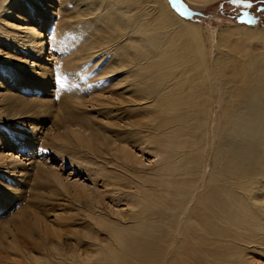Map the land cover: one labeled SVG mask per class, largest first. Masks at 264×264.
Returning a JSON list of instances; mask_svg holds the SVG:
<instances>
[{
    "label": "bare ground",
    "instance_id": "1",
    "mask_svg": "<svg viewBox=\"0 0 264 264\" xmlns=\"http://www.w3.org/2000/svg\"><path fill=\"white\" fill-rule=\"evenodd\" d=\"M20 1L0 0V21L5 11L7 15L15 11L14 19L22 21L14 33L27 53L33 54L26 55L31 58L29 65L16 68L14 76L43 98L29 110L12 111L3 96L10 97L13 93L7 95L5 85L0 82V121L11 122L13 117L38 118L45 114V122L62 125L49 112L55 106H47L54 96L48 88L54 85L50 84L51 73L43 57L44 33L41 31L52 20L32 0L27 1L28 7L38 14L32 15L29 8L25 11ZM57 1L46 4L42 0V6L49 13L60 10L62 17L57 21L60 25L65 22L66 7H77L73 14L77 24L71 28L76 30L78 45L71 43L74 51L80 48L79 59L91 58L98 52L116 53V65H111L102 76L116 78L122 73L123 78H128L133 75L137 80L124 87L123 101L130 106L136 99L137 106L144 109L158 108V126L142 132L138 142L154 147L149 148L153 154H148L153 158L160 155L161 160L157 179L153 180L155 186L151 188L159 189L155 209H144L138 201L131 200L128 206L136 207L137 212L126 213L125 217L120 200L109 205L103 202L99 189H89L88 193L83 190L82 198L91 207L88 216L108 234L106 241L96 239L95 234L88 237L93 241L90 243L93 253L97 255L104 248L113 252L117 245L120 252L110 254L108 259L96 257L87 261L74 256L69 260L59 259L56 264H248L239 244L248 240L250 223L264 216V180L257 178L260 173L257 165L264 163L259 157L264 154V29L244 24L220 26L215 53L211 56L210 38L199 24L177 14L168 0ZM192 1L208 5L218 0ZM78 24L85 34L77 31ZM61 33V28L53 25L50 34L53 43H62L63 40L58 41ZM0 37L10 36L1 34ZM234 46L240 49V58L234 55ZM86 49L92 50L91 53ZM70 64L65 65L73 69L75 65ZM32 66L38 71H31ZM74 75L65 74L64 78L69 83ZM59 95L63 92L56 96L57 106L71 108L75 104ZM81 106L82 103L74 109L80 111ZM76 117L77 124L72 131L77 140L90 139L92 127ZM151 136L155 138L146 142L145 138ZM112 149L120 162L112 172L114 179L132 183L137 169L150 165L151 159L145 163L130 148L113 146ZM28 153H24L28 160L24 163L11 152L3 151L0 164L7 161L11 164V173L19 174L25 165L34 164ZM73 181L76 184L77 180ZM107 186L113 184L104 183V191ZM142 188L136 186L133 197L141 195ZM259 188L261 198L255 192ZM114 190L124 193L112 187L110 194L115 195ZM52 217L56 222L61 219L59 213ZM117 225L127 227L122 233ZM52 233L64 244L71 240L67 231L53 230ZM0 246L3 247L1 241Z\"/></svg>",
    "mask_w": 264,
    "mask_h": 264
},
{
    "label": "rangeland",
    "instance_id": "2",
    "mask_svg": "<svg viewBox=\"0 0 264 264\" xmlns=\"http://www.w3.org/2000/svg\"><path fill=\"white\" fill-rule=\"evenodd\" d=\"M27 1L21 0L18 3L25 11L29 8L32 15L38 14L35 9L28 7ZM32 1L43 14L47 15L45 17L50 18L51 23L62 31L58 40H63L60 45L57 42L53 43L51 39L52 24L41 32L44 33L43 57L47 59L46 65L51 73L50 84L54 85L48 88L53 90L51 94L54 96L47 106H55L50 107L49 112L54 120L57 118L63 124L55 125L54 121L51 124L45 122V114L38 118L13 117L11 122L0 121V156L3 155V151L11 152L13 157L26 163L28 160L24 153L29 152L30 157L34 159V164L25 165L19 174L11 173L13 170L7 161L0 164V241L3 244V247L0 246V264H48L49 262L56 264L59 259L69 260L74 256L87 261H92L91 259L96 257V259H108L110 254L120 252V248L117 245L113 252L104 248L99 250L97 255L93 253L94 247L90 245L93 241L91 242L88 237L95 234L96 239L106 241L108 234L88 216L91 207L90 202L82 198L83 190L88 193L89 189H99L102 191L103 202L109 205L120 200L119 206L123 209L125 217H127L126 213L137 212L136 207L128 206L131 200L138 201L139 207L144 209L156 208L154 202L158 201L156 194L159 189L151 188L155 186L153 180L157 179L159 173L157 166L161 157L160 155L150 157L148 152L154 147H148L138 141L143 136L142 132H150L158 126L160 120L158 108L144 109L137 106L139 101L136 99L130 106L123 101L126 94L124 87L137 80L133 75L128 78H123L122 73L116 78L115 75H112V78L102 76L111 65H116V53L98 52L91 58L79 59L80 48L74 51L71 43L72 41L76 44L79 39L76 30L71 28L77 24V17H73L74 11L77 10L76 6L66 7L67 12L64 13H67V16L64 24L60 25V22H57L62 17L60 10L49 13L42 6V0ZM44 1L50 4L57 0ZM168 2L181 17L200 25L210 38L211 56L215 53V41L220 26L244 24L264 29V0H244L239 4L234 0H218L208 5H200L192 0H168ZM171 3H174L180 11H177ZM58 7L63 10L62 6L58 5ZM81 10L82 7L79 11ZM1 15L3 21H0V36L3 34L4 37H10L5 39L0 37V82L5 85L7 95L13 93L11 98L9 96L3 98L6 99L7 107L13 109L12 111L21 112L32 108L36 102H39V98L43 97L32 87H26L23 80L14 76L17 74L16 68L29 65L31 58L26 55L33 53H27L20 45L17 33H14L15 27L22 22L14 19L15 11L8 15L5 11ZM80 25L78 24L77 31L85 34ZM36 26H34L36 30L40 31L41 28ZM239 50L235 47L234 55L238 58H240ZM68 63L75 67L70 69L66 66ZM29 69L38 71L35 66ZM69 73L75 75L74 78L71 76L69 80L71 82L68 83L64 75ZM108 78L109 80L106 81ZM62 92L63 95L59 97H67L70 101H74L75 104L71 108L62 104L57 106L56 96ZM81 103L82 109L75 110L74 106ZM77 115L80 117L79 121L90 124L92 127L90 133L100 139L96 140L92 136L88 140L84 138L77 140L72 131L77 124ZM57 126H63L65 129L60 130ZM154 138L155 136H151L145 139L148 142ZM113 146L115 149L121 147L132 149L145 163L148 158L151 159L150 165L145 169H137L132 183L122 178L114 179L112 172L118 169L120 162L117 161L118 155L112 149ZM259 157L264 160L263 153ZM259 161L258 159L256 163ZM257 168L260 171L257 178L264 180V163L257 165ZM141 176L143 178L138 179ZM73 180H77L76 184ZM106 182L113 186H107V190L104 191ZM136 186H144V188L140 190L141 195L133 197ZM112 187L116 190H124V193L114 190L116 194H110L109 189ZM255 192L261 198V188ZM57 213L61 215L58 222L52 217ZM96 213L103 214L99 211ZM107 219L110 220L109 217ZM126 227L117 225L118 231L121 229L122 233ZM53 230L69 232L71 240L66 244L58 241L56 235L52 233ZM249 230L248 240L239 244L240 253L245 257L246 263L249 262L248 264H264V216H259L251 222Z\"/></svg>",
    "mask_w": 264,
    "mask_h": 264
},
{
    "label": "snow or ice",
    "instance_id": "3",
    "mask_svg": "<svg viewBox=\"0 0 264 264\" xmlns=\"http://www.w3.org/2000/svg\"><path fill=\"white\" fill-rule=\"evenodd\" d=\"M234 2L239 4V3H243L244 0H234Z\"/></svg>",
    "mask_w": 264,
    "mask_h": 264
},
{
    "label": "water",
    "instance_id": "4",
    "mask_svg": "<svg viewBox=\"0 0 264 264\" xmlns=\"http://www.w3.org/2000/svg\"><path fill=\"white\" fill-rule=\"evenodd\" d=\"M171 5L173 6V7H175V4L174 3H171ZM175 9L178 11L179 10V8H177V7H175ZM180 11V10H179Z\"/></svg>",
    "mask_w": 264,
    "mask_h": 264
}]
</instances>
